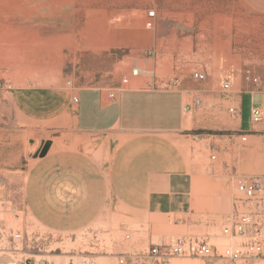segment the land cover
<instances>
[{
    "label": "rangeland",
    "instance_id": "obj_1",
    "mask_svg": "<svg viewBox=\"0 0 264 264\" xmlns=\"http://www.w3.org/2000/svg\"><path fill=\"white\" fill-rule=\"evenodd\" d=\"M193 71L205 72L206 80H193ZM224 76L231 78L227 93ZM255 78L264 84V0H0V264H115L132 249L183 235H207L219 250L236 244L239 239L221 233L238 196L235 182L242 175L264 176V112L261 123H250V108L264 96ZM68 87L176 89L188 100L198 96L201 104L188 115L187 141L179 148L211 182L203 192L212 197L205 208L199 202L189 217L110 215L100 201H82L70 191V167L64 171L69 175L57 178L56 157L29 159L34 139L50 140V154L60 148L71 160L72 137L55 119L57 110L50 120L47 109L31 107L27 114L13 93ZM242 97L243 126L252 133L241 132L240 115L227 111L241 107Z\"/></svg>",
    "mask_w": 264,
    "mask_h": 264
},
{
    "label": "crops",
    "instance_id": "obj_2",
    "mask_svg": "<svg viewBox=\"0 0 264 264\" xmlns=\"http://www.w3.org/2000/svg\"><path fill=\"white\" fill-rule=\"evenodd\" d=\"M242 7L249 8L251 4ZM112 92L106 88H43L41 92L16 91L13 97L27 114L31 107L47 109L50 120L51 112L58 111L55 119L63 120L61 128L72 137V159L68 154L65 159L60 148L50 154V147L40 160L48 163L56 157L58 179H63L67 174L64 171L70 167L72 180L68 179L67 184L82 201H100L101 211L108 206L110 215L119 216L142 213L150 218L189 217L196 214L199 202L204 209L205 200L212 199L203 193L211 182L202 178L201 168L194 166L179 148L187 141L183 132L188 115L194 111H184L189 101L187 92L119 88L110 99ZM74 97L77 103H73ZM258 103L255 106L264 112V96ZM242 104L243 97L239 107L241 132L252 133L251 127L243 126ZM86 161L87 169L81 170ZM83 185L88 186L76 188Z\"/></svg>",
    "mask_w": 264,
    "mask_h": 264
},
{
    "label": "built area",
    "instance_id": "obj_3",
    "mask_svg": "<svg viewBox=\"0 0 264 264\" xmlns=\"http://www.w3.org/2000/svg\"><path fill=\"white\" fill-rule=\"evenodd\" d=\"M149 19L155 16L154 11L148 13ZM147 27H152L147 22ZM138 71L133 70L132 76H137ZM191 77L195 81H205L207 74L201 71H193ZM128 78L122 79V84H128ZM221 89L227 93L230 91L231 78L224 76L221 80ZM253 84L264 91V84L258 79H253ZM118 87L110 93L113 99ZM73 103L77 99L73 98ZM201 104V99L196 96L190 99L184 107L185 112H192ZM232 117H238L240 111L238 105L227 109ZM263 120V112L259 107L250 108V123L259 124ZM241 141H247L245 133ZM211 161H215L216 155L211 154ZM237 197L234 199L231 211L224 219L221 233L225 237L239 239L231 247L219 250L210 242L209 236L183 235L171 238L168 242L151 243L147 249L135 250L121 254L115 264H173V260L200 259L206 264H253L264 262V176L242 175L235 182Z\"/></svg>",
    "mask_w": 264,
    "mask_h": 264
},
{
    "label": "water",
    "instance_id": "obj_4",
    "mask_svg": "<svg viewBox=\"0 0 264 264\" xmlns=\"http://www.w3.org/2000/svg\"><path fill=\"white\" fill-rule=\"evenodd\" d=\"M28 158L29 159H36V158H44L51 145L52 142L50 140L48 141H41L40 143L37 140L30 139L28 141Z\"/></svg>",
    "mask_w": 264,
    "mask_h": 264
},
{
    "label": "bare ground",
    "instance_id": "obj_5",
    "mask_svg": "<svg viewBox=\"0 0 264 264\" xmlns=\"http://www.w3.org/2000/svg\"><path fill=\"white\" fill-rule=\"evenodd\" d=\"M222 245H225L226 243L224 242V243H221ZM228 245V244H227ZM231 246H234V244H232V245H228V246H226V247H231ZM185 260H190V262L189 261H185ZM183 262L181 261V262H177V261H173V264H195V263H193V261L191 260V259H185Z\"/></svg>",
    "mask_w": 264,
    "mask_h": 264
}]
</instances>
